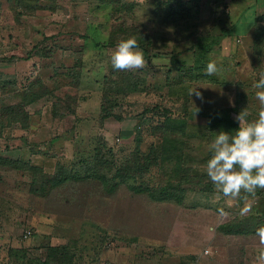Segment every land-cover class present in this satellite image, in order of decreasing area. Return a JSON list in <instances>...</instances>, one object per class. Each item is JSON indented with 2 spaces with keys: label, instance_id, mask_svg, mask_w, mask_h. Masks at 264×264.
Wrapping results in <instances>:
<instances>
[{
  "label": "rangeland",
  "instance_id": "obj_1",
  "mask_svg": "<svg viewBox=\"0 0 264 264\" xmlns=\"http://www.w3.org/2000/svg\"><path fill=\"white\" fill-rule=\"evenodd\" d=\"M102 1L109 2L99 4ZM102 1L41 0L37 4L41 13L48 7L53 11L49 18L33 15L37 7L26 0H12L6 8L0 2V120L25 126L26 108L37 107L52 118V103L57 104L58 112L77 110L76 114L58 116L54 122L55 134L63 136L67 130L64 138L72 136L73 141L56 149L58 154L46 163L53 167L58 157L64 158L62 163L92 161L90 154L102 141L103 168L113 175L112 161L130 152L138 154L141 149L149 151L153 143L160 142L156 126H171L178 114L191 113L182 138L189 146L184 149V170L200 179L180 182L174 165L164 160L163 154L158 155L159 164L145 181L154 187L168 185L171 179L175 187L184 183L187 192L183 203L154 202L147 194L130 190L131 181L110 194L98 179H90L76 182L75 201L64 204V189L56 188L47 196L41 190L36 193L28 164H10L0 157V236L8 240L0 244V264H39L47 259L46 246L52 242L71 246L62 264H254L255 232L263 225L262 216L255 214L257 198H247L244 192L236 199L225 198L206 174L212 155L208 144L222 130L233 134L234 127L219 121L214 126L199 113L213 110L215 102L216 109L231 106L223 100L226 95L219 87L182 83L178 77L179 67L191 68V49L197 39L193 29H198L199 22L206 23L202 18L205 10L191 0ZM142 34L151 35L148 54L140 47L146 67L115 70L111 54L117 44L132 36L139 41ZM110 36L113 41L109 44L94 46V38L105 41ZM38 45L51 47V57L29 53ZM30 54L39 62L28 61ZM34 76H43L42 84L32 83ZM196 88L203 97L198 102L193 101L197 100L195 94L190 95ZM42 94L45 96L35 104L27 103ZM212 95L215 99L207 100ZM101 105L104 112L112 111L120 119L112 116L102 121ZM236 114L231 120L238 124ZM125 130L130 133L124 134ZM160 148L169 156L174 153L166 144ZM34 173L39 175L36 184L47 178ZM238 217L248 223L250 231L230 234L219 230L220 225ZM48 223L54 228L49 229ZM28 229L33 235L25 238ZM42 229V234L50 233L49 241L36 239Z\"/></svg>",
  "mask_w": 264,
  "mask_h": 264
},
{
  "label": "crops",
  "instance_id": "obj_2",
  "mask_svg": "<svg viewBox=\"0 0 264 264\" xmlns=\"http://www.w3.org/2000/svg\"><path fill=\"white\" fill-rule=\"evenodd\" d=\"M11 1L0 0L3 8H6ZM45 1L48 2L49 0ZM26 2L31 4L32 7H37V10L33 13L37 18L41 14H45L48 18L53 16V11L49 7L46 10L47 12H40L37 4L41 0H26ZM191 2L205 10L202 18L206 20V23L199 22L197 30L193 29V31L195 30L197 39H195L194 48L191 49L193 51L191 66L194 69V73L203 72L201 74L205 75L201 79L195 76L191 83L202 86L206 83L207 86L213 85L222 89L221 92H224L226 95L222 97L223 100H228L230 103H228V106H231L230 108L225 107L228 110H224L223 116L231 117L236 114L233 107H235L239 98L248 100V117H250L248 120H254L257 118L259 109V101L256 99L255 93L259 89L254 88L253 84L258 81L259 74L264 72V0H191ZM200 16H202L201 13ZM204 52L207 54L202 57L200 53ZM40 57L45 59V57ZM28 58L29 60H27L33 64L39 62V59H36L34 54H30ZM210 61H215L219 69L215 75L211 76L206 75V66ZM44 66L49 69L48 66ZM17 75L20 77V73ZM34 78L35 76L31 80ZM212 96H208L207 100H214L216 96ZM194 97L197 100L193 101L198 102L201 100L195 95ZM218 98L219 96L216 99ZM36 102L31 103V105ZM195 105L197 107L201 106L198 103H195ZM52 109L49 111L52 118H47V111H44L42 108L37 107L33 110L26 108L28 118L25 126H20L21 123L19 122L9 124L7 121L0 120V150L2 151L0 157L2 159L20 160L40 166L45 172H53L57 161H61L64 158H56L57 161L53 167L49 165L50 163H46V160L50 158L54 159V156L58 154L56 149L60 150L64 148L73 139L72 136L64 138L67 134L66 129H64L66 131L63 136L55 134V129L53 128L55 127L54 122L58 115L54 114ZM236 112L239 113L240 111ZM65 114L68 115V113ZM199 115L208 117L212 121L211 114L207 109L202 110ZM59 117L62 116L60 115ZM75 127L77 128L76 124ZM123 133L129 134L130 132L125 130ZM13 140H15V143H13ZM11 152L15 154L13 155ZM1 158L0 160H2ZM1 217L0 212V219ZM29 222H32V220L30 219ZM39 222L37 221V223ZM38 227L42 228L40 224ZM47 227L49 229L54 228L51 224L47 225ZM43 231V229L41 231L38 230V232L36 231V239L38 241L45 239L49 241L50 233L42 234ZM7 241V238L0 236V244ZM49 244L59 245L64 243L52 242Z\"/></svg>",
  "mask_w": 264,
  "mask_h": 264
},
{
  "label": "trees",
  "instance_id": "obj_3",
  "mask_svg": "<svg viewBox=\"0 0 264 264\" xmlns=\"http://www.w3.org/2000/svg\"><path fill=\"white\" fill-rule=\"evenodd\" d=\"M102 2L103 3H99V4H105V3H108L109 1H106V2L102 1ZM142 36L143 37L141 40L138 41V44H139V47H142L144 52L148 54V52L150 51L148 49V46L150 47V44H151V38H150L151 35L142 34ZM147 37L149 38V40L147 41L144 40ZM87 38H88L87 40H89L88 36ZM112 41L113 39L111 36L105 41L101 39H97V38L93 39L94 46L98 48H101L104 45H107ZM50 48L51 47L38 45L36 47H33L32 51L37 52L39 54L41 52L40 55H42V57H51L49 54L51 53V51H53V49H50ZM43 52L45 55L42 54ZM200 54L202 57H204L206 56L207 53L204 52ZM190 62L192 64V61ZM76 63H78V61H76ZM182 63L185 64L186 62L183 61ZM190 67H191L190 69H186V70L184 69V67H179L180 70L178 71V74H179L178 77L181 76L182 83H186L187 81L191 82L195 76L196 78L201 79L202 76L205 75V74H201L203 72L194 73L193 67L192 66ZM181 70H182V73L180 72ZM184 75H188L190 77V80L186 79ZM37 78L36 79L34 78L33 80L35 81L32 80L31 82L32 83L39 82L42 84V82L40 81L42 80L41 77L39 79ZM128 85H131V83L128 82ZM239 95H241V93H239ZM44 96L45 94L36 95L35 97H32L27 103L31 104L33 102H36ZM53 106H54L53 108L54 114L58 116L65 115L63 110H60L58 112L57 104L53 103ZM211 107H213V110H210V114L212 118L211 123L214 126L219 121L225 124L228 123L230 126L232 125L234 127V132L236 129H238L239 126L237 122L232 121L230 116L222 115L224 110H228V109H222L221 107L216 109L214 105H211ZM245 108H247V110L249 108L248 100H245L242 98L241 99L239 98V100L236 102L235 107H233V109L237 111H241ZM64 111L66 113L72 112L76 114L77 110L66 109ZM101 112H102L101 114L102 121H105L106 119L111 118L112 116L117 117L116 115H114L112 111L111 113L104 112L102 105H101ZM165 115L168 116L167 114ZM189 115L190 114H188L187 112H183L182 114H178L175 117V119H172L173 125L167 126V127H161V126L157 127L156 126L154 131H155V135H159V137H161V139H159L160 142H158L157 140L156 144L153 143L150 147L151 150L149 149V151H147V149H143V150L141 149L138 154L130 152V153H127L124 157L119 158L117 160L115 159V161H112L111 167H112V170H115L114 171L115 173L113 175L112 174L109 175L107 172L104 171L105 168H103V166L105 165V159L104 161L103 159H101L104 156V151L102 149L103 145H101V143H103L102 141H99L100 146H98L99 144L95 146L93 149V154H90V156L93 157L92 161H88L89 159H84V160L81 159V161H79L78 163H75V161H70L68 163H62V161H57L55 170L52 173L45 172V170L40 166L32 165L30 163H26L20 160H13V159L8 158V159H5V162L10 163V164L12 163L13 164L20 163L24 165L28 164L27 166L30 168L31 172L33 173L31 183H32V186H36V187H33L34 188L33 190L36 193H40V190H41V194H43L44 196H47L51 194L52 190L56 188L64 189L65 191V193L63 194L64 197L61 198L62 203L64 204H66V202L70 203V202L75 201L74 195L78 187L76 186L77 184L76 182L86 181L90 179H98L101 182V184L104 185V188H106V190L110 194L113 193L115 188H119L122 184H126L127 182L131 181L132 185H128V188L130 190H132L135 193L147 194L148 198L154 202L175 201L178 203H183L185 195H186L185 192H187L186 189L183 187V184L188 183L190 181L193 183H196L200 179V176L189 175V173H187V171L184 170V164H185L184 149L186 147L188 148L189 146L186 145L187 142L182 138L185 135V132L188 131L187 128L189 126V119H188ZM117 118L120 119V117H117ZM247 118L250 119V117H247ZM168 120H169V123L168 122L167 123L170 124L171 118H168ZM215 128L216 127H213V129ZM164 144L174 149V153L171 154L170 156L167 153H162L163 151L161 150L160 147H163ZM176 148L178 149V152L175 151ZM108 150L110 152L112 148H109ZM163 154L166 156L163 159L164 160L167 159V162H170L172 165H174L173 167L175 171L174 175L177 174L178 176H180L179 181L184 182L182 185L175 187L173 183L174 182L173 179L170 180V183L168 185H166L167 183H165V185H160L159 187H154V186H151L150 183H146L145 181L146 176L150 175L153 168L157 167V165L159 164L158 162L159 159L157 160L158 155H163ZM33 169L34 171H37L38 173L43 174L44 177H47L43 180V183L41 181L42 184L40 185L36 184L39 181V179H37L39 175L37 176L36 173H34ZM138 179H141V180H138ZM42 191L44 193H42ZM248 197L257 198L255 199V203H257L258 206L256 208L255 214L257 216H262L261 224L264 225V189H257L254 196L247 194V198ZM55 210L56 212L58 211L57 209ZM60 210L62 209L60 208ZM257 213L261 215H258ZM247 224H248L247 222L246 224L244 223L242 218L238 217L230 222L220 225L219 230L224 233H230V234L244 233L246 231H250V229H248L249 226ZM46 247L48 248L47 259L43 260V262L38 261L39 264H62L63 258L67 256L68 252H71V248H70L71 246L68 243L59 244V245L49 244Z\"/></svg>",
  "mask_w": 264,
  "mask_h": 264
},
{
  "label": "clouds",
  "instance_id": "obj_4",
  "mask_svg": "<svg viewBox=\"0 0 264 264\" xmlns=\"http://www.w3.org/2000/svg\"><path fill=\"white\" fill-rule=\"evenodd\" d=\"M111 64L119 71L146 67L144 52L135 36L117 44L111 54ZM218 71L215 61L207 64L206 75H215ZM253 87L259 89L255 93L259 101L257 118L249 121L247 108L241 110L235 116L239 127L234 134L222 130L207 146L212 155L207 161L206 174L217 193L229 199L239 198L242 192L254 196L257 189H264V72L259 74ZM193 94L203 99L197 88L191 90L190 95ZM255 237L254 264H264V225L256 229Z\"/></svg>",
  "mask_w": 264,
  "mask_h": 264
},
{
  "label": "built area",
  "instance_id": "obj_5",
  "mask_svg": "<svg viewBox=\"0 0 264 264\" xmlns=\"http://www.w3.org/2000/svg\"><path fill=\"white\" fill-rule=\"evenodd\" d=\"M33 231L31 229H28L25 231V238H29L30 236H32Z\"/></svg>",
  "mask_w": 264,
  "mask_h": 264
}]
</instances>
